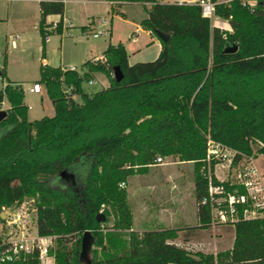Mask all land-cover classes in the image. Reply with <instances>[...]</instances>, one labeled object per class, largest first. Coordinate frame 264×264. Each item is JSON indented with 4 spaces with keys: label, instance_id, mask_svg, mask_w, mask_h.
I'll list each match as a JSON object with an SVG mask.
<instances>
[{
    "label": "trees",
    "instance_id": "trees-1",
    "mask_svg": "<svg viewBox=\"0 0 264 264\" xmlns=\"http://www.w3.org/2000/svg\"><path fill=\"white\" fill-rule=\"evenodd\" d=\"M105 1L121 16L114 7L140 4L146 13L140 27L167 33L168 40L159 41L154 59L131 64L121 44L108 43L101 58L86 67L108 78L107 86L92 94L81 89L85 73L41 65L38 80L53 114L31 121L21 85L8 81L0 68V103L3 97L8 103L0 121V211L33 196L37 233L55 235L53 264H82L78 253L84 230L93 238L91 264L264 263V216L244 219L239 206L236 219L227 222L233 230L229 248L215 254L190 252L174 244L166 230H131L125 194L117 187L132 171L144 172L156 157L191 162L197 224L208 226L209 206L201 203L206 140L244 154L251 153V143L264 156V0H212L214 16L225 20L229 30L211 26L196 3ZM38 10L41 41L45 33H60L63 3L38 1ZM51 14L59 19L53 31H45ZM229 44L236 50L223 53ZM114 66L123 75L119 81L112 77ZM81 159L88 166L84 177H73V185L62 182L59 172ZM213 164H208L211 181L218 183ZM237 191L244 189L238 186ZM104 205L115 211L110 225L106 208L104 219L96 220Z\"/></svg>",
    "mask_w": 264,
    "mask_h": 264
},
{
    "label": "rangeland",
    "instance_id": "rangeland-1",
    "mask_svg": "<svg viewBox=\"0 0 264 264\" xmlns=\"http://www.w3.org/2000/svg\"><path fill=\"white\" fill-rule=\"evenodd\" d=\"M248 3L252 4L253 1L249 0ZM90 10L99 17L94 31L109 29L110 35L105 31L93 37L92 31H80L79 26L84 25ZM118 10L124 15L118 13L110 15L100 3L95 4L91 9H86L77 1L65 3L63 19L71 23L70 27L62 28L61 33H49L48 42L42 45L36 29V2L0 0V66H3L7 77L19 81L24 88L37 75L41 63L62 69H69L72 66L78 75L85 73L86 79L91 78L94 81L93 84H88L84 79L81 83L82 91L92 94L103 88L108 78L101 72H88L87 65L95 60H88L84 65L83 63L92 56H101L106 44H121L129 50L132 48L131 45L139 48L138 57L129 56L128 60L131 63L155 58L154 46L146 44L149 36L145 33L139 32L136 42L130 44V32L134 30V25L146 16L142 6L138 3H124L118 7ZM49 18L54 20L58 19V16L51 15ZM211 21L213 22L214 19ZM224 25L227 27L226 23ZM11 39L16 43L15 48L10 47ZM42 46L45 50L41 58ZM72 98L77 102L80 101L77 95H73ZM23 99L30 105L27 112L29 121L53 114L51 104L41 103L39 94L25 91ZM249 146L251 153L248 155L254 156V162L262 172L264 186V156L256 153L253 144L249 143ZM244 160L243 157L240 165L245 163ZM87 167V163L81 159L78 163L68 166L66 171L75 179H81L86 174ZM235 168L227 170L225 166L217 163L213 165L212 172L219 179L236 180L238 169ZM195 175L196 170L191 163L180 162L175 156H165L161 157L159 164L149 165L142 173L132 171L124 181H120L117 187L125 194L131 230L137 233L149 229L166 230L174 244L190 252L215 254L217 251L229 248L233 235L230 223H221L211 217L208 226L197 225ZM60 179L64 182L62 178ZM23 200L34 202L35 198L24 196ZM104 208L110 212L107 223L110 225L112 213L115 211L109 205H104V207L100 206L98 212L102 213ZM186 227H194V229L186 232ZM53 237L55 239V235ZM54 244L53 240L52 248Z\"/></svg>",
    "mask_w": 264,
    "mask_h": 264
},
{
    "label": "built area",
    "instance_id": "built-area-1",
    "mask_svg": "<svg viewBox=\"0 0 264 264\" xmlns=\"http://www.w3.org/2000/svg\"><path fill=\"white\" fill-rule=\"evenodd\" d=\"M38 1H60L65 3L68 0H36ZM176 2H183L174 0ZM190 3H196L201 10V14L210 18L213 16L214 4L212 0H191ZM103 22V20H102ZM93 20L88 21L89 31L92 36L97 37L103 34L101 30L95 32L91 24ZM56 27V21H50L45 31H53ZM48 33L44 35V41L48 40ZM13 42H11V45ZM74 70V67H69ZM88 84H93L92 79L87 80ZM40 84L32 82L28 91L38 93ZM204 162L206 163L205 172H201L206 177V194L202 197L201 203L209 206L211 217H214L221 223L232 222L236 219L238 207L241 209V216L244 219L264 216V186L263 175L254 162L253 157L241 153L222 143L210 138L205 143ZM239 156L234 160L235 156ZM245 158L244 164L240 165L242 158ZM155 163L161 161L160 157L154 159ZM220 163L227 170L238 169L236 180L219 179L212 172V176L218 181H211L209 171V162ZM222 182H227L232 186V191L225 190ZM241 186L244 192L238 193L237 187ZM2 221L0 222V264H53L52 248L53 235H39L35 226V205L34 202L21 200L13 205L2 207Z\"/></svg>",
    "mask_w": 264,
    "mask_h": 264
},
{
    "label": "crops",
    "instance_id": "crops-1",
    "mask_svg": "<svg viewBox=\"0 0 264 264\" xmlns=\"http://www.w3.org/2000/svg\"><path fill=\"white\" fill-rule=\"evenodd\" d=\"M35 2H36V11H37V24H36V29H37V25H38V19H39V10H38V2L36 1V0H34ZM75 1H77V2H79V3H81V4H83L84 6H85V8L86 9H91V8H93V6L95 5V4H103L104 6H105V12L106 13H109L110 15H113L114 13H112L111 11H110V7H111V5H110V3H108L107 1H105V0H68L67 2H65V3H68V2H75ZM158 1H161V2H173L174 0H158ZM179 1H183V2H187V3H190L191 2V0H179ZM216 1H224V0H216ZM225 1H227V0H225ZM64 3V4H65ZM64 4H63V12H62V15H61V27L62 28H64V27H70V25H71V23H67L66 21H64V19H63V15H64ZM124 4V3H123ZM120 5H122V4H120ZM119 5V6H120ZM119 6H116V7H114L117 11H119L118 10V7ZM119 12H121V11H119ZM122 13V12H121ZM123 14V13H122ZM51 15H56V14H51ZM51 15H47L46 16V21H57L58 19H59V16H58V19H51V18H49V16H51ZM124 15V14H123ZM98 18L99 17H97V15L95 14V13H93V11L92 10H90V12H88V14L86 15V20H85V23H84V25H86L87 23H88V21L89 20H93V23L91 24V27H92V30H94L95 29V26H96V24H97V22H98ZM143 19V18H142ZM214 19V21L212 22L211 20H213ZM141 20V19H140ZM139 20V21H140ZM209 20L211 21L210 22V24H211V26H217V27H219V28H222V29H226V30H229V26H228V24H227V22L225 21V20H222V19H220V18H217L216 16H211L210 18H209ZM139 21H138V23L137 24H135L134 25V30L133 31H131L130 32V34H129V38H131V42H130V44L132 43H135L136 42V36H137V34L140 32V33H145L146 35H148L149 37H147V42H146V44L147 45H153L154 46V56L156 57V55H157V53H158V51H159V49H160V43H159V40L155 37V35L153 34V33H151L150 31H148V30H144V29H142L141 27H140V25H139ZM220 23V24H219ZM227 24V27L224 25V24ZM105 24H106V22H105ZM84 25H82V26H84ZM80 27V26H79ZM62 28H61V30H62ZM108 30V33L107 34H109L110 35V32H109V29H107ZM81 31V30H80ZM86 32H88L89 31V27L85 30ZM37 32H38V30H37ZM81 32H84V31H81ZM60 33H61V31H60ZM15 37V36H14ZM48 40H49V38H48ZM48 40L47 41H41V39H40V41L42 42V45L44 44V43H46V42H48ZM11 42H13V44L11 45L10 44V47L11 48H15L16 47V43H15V41L14 40H10V43ZM111 44V43H110ZM107 45V44H106ZM149 45V46H150ZM123 46V48L125 49V52H126V54H127V62H128V64H131V62H129V56L131 55L132 57H138L139 55H140V49L139 48H137L136 46H132L131 45V47L132 48H130V50L126 47V46H124V45H122ZM44 46H42L41 48H40V56H41V58L44 56ZM130 51V52H129ZM101 58V56H92L91 58H88V59H86V61H88V60H97V59H100ZM85 61V62H86ZM4 62V61H3ZM84 62V63H85ZM136 62H138V61H136ZM84 63H83V65H84ZM134 63V62H133ZM41 65H46V64H40V66ZM39 66V67H40ZM2 66H0V68H1ZM62 69V68H61ZM4 76H5V78L8 80V81H11V82H14V83H18V84H20L19 83V81L17 82V81H15V80H13V79H11V78H9V77H7L6 76V74L4 73ZM1 77V76H0ZM39 69H38V73H37V75L32 79V81L28 84V85H26V87L24 88V87H22V85H21V87H22V89H23V98H24V93H25V91L26 92H28V93H33V94H39V97H40V102L42 103V102H44L46 105L48 104V103H50V101H49V99H48V97H47V95H46V93H45V89H44V87H43V85H42V83L41 82H39ZM88 79H91V78H88ZM0 81H1V84H0V89H1V87L3 86V84H4V79L1 77L0 78ZM34 81H36V82H38L39 84H40V86H41V88H40V91L38 92V93H34V92H30V91H28V88L30 87V85H31V83L32 82H34ZM107 84H108V82L106 81V83L104 84V86L103 87H106L107 86ZM23 103L27 106V112H28V110L30 109V105H28L25 101H24V99H23ZM52 107V106H51ZM8 108V103H7V100L3 97L2 98V101H1V103H0V109H3V110H5V109H7ZM53 110V109H52ZM26 116H27V113H26ZM161 162V161H160ZM187 163H191V162H187ZM155 164H159V162L158 163H155ZM192 164V163H191ZM196 221H197V219H196ZM198 225V224H197ZM233 231V230H232ZM232 234H233V232H232ZM232 238H233V235H232ZM231 246V245H230ZM257 264V263H256ZM261 264H264V263H261Z\"/></svg>",
    "mask_w": 264,
    "mask_h": 264
},
{
    "label": "water",
    "instance_id": "water-1",
    "mask_svg": "<svg viewBox=\"0 0 264 264\" xmlns=\"http://www.w3.org/2000/svg\"><path fill=\"white\" fill-rule=\"evenodd\" d=\"M155 37L162 42H166L168 40L169 35L167 33H163L161 31L155 30L154 31ZM236 50L235 44H229L225 45L222 49L223 53H233ZM122 73L118 66H114L112 69V77L115 81H119L122 78ZM6 111L3 109H0V121L5 117ZM59 176L66 181L67 183L73 185L74 178L71 174H69L65 169L61 170L59 172ZM3 218V213L0 211V219ZM104 219V216L101 212H98L96 214V220L102 221ZM93 243V238L91 233L88 230H84L80 237V248L78 253V260L82 264H91L90 263V257L89 252L90 248Z\"/></svg>",
    "mask_w": 264,
    "mask_h": 264
}]
</instances>
